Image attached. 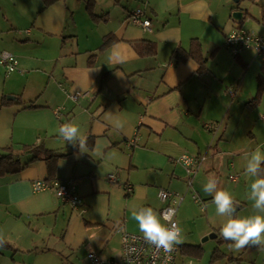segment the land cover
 <instances>
[{"label": "crops", "instance_id": "obj_1", "mask_svg": "<svg viewBox=\"0 0 264 264\" xmlns=\"http://www.w3.org/2000/svg\"><path fill=\"white\" fill-rule=\"evenodd\" d=\"M113 1L100 9L106 14L92 9L106 15L95 23L90 13L77 19L80 8H71L67 0L44 10L41 0H0V52L19 59L12 74L0 64V103L4 98L13 103L0 108V149L19 153L23 145L43 143L65 154L53 166L41 160L0 176V236L11 246L0 247V264H89L91 252L118 259L122 230L142 236L131 211L143 206L161 213V189L184 196L179 223L190 221L183 217L190 207L197 211L202 206L207 214H197L202 227L178 224L182 235L176 264H195L191 257L201 264L227 259L216 244L207 255L210 238L204 239L210 234L220 238L217 227L225 218L203 191L210 177L234 195L237 214H256L244 157L257 147L264 151V92L259 86L264 64L253 49L233 56L226 47V36L237 26L232 14L244 10L241 0ZM136 9L151 19V32L130 23ZM16 16L32 27L26 37L14 33ZM110 35L117 42L100 50ZM194 39L207 58L202 72L194 60L172 59L175 50L190 49ZM142 40L156 43V56L140 57L133 44ZM77 93L83 96L74 101L71 96ZM260 93V103L250 107ZM58 108L60 120L54 115ZM68 122L80 130L74 143L58 132ZM130 141H136L132 148L126 145ZM183 155L207 156L193 188L180 161ZM111 173L116 184L107 181ZM48 179L79 180L83 213L53 191H34L35 181ZM127 185L133 186L131 193ZM250 249L264 252V246L245 247Z\"/></svg>", "mask_w": 264, "mask_h": 264}, {"label": "built area", "instance_id": "obj_2", "mask_svg": "<svg viewBox=\"0 0 264 264\" xmlns=\"http://www.w3.org/2000/svg\"><path fill=\"white\" fill-rule=\"evenodd\" d=\"M249 19V18H247ZM246 19V20H247ZM129 21L135 26L141 27L145 32L152 31L151 19L147 16L145 10L136 9L129 16ZM246 22V21H245ZM226 47L232 53L233 56H238L242 54L247 49H253L255 55L264 64V35L257 36L252 34L243 28V25L236 26L232 31L226 36ZM0 64L6 69L8 74H12L18 69L19 59L15 55L9 52H0ZM9 67L13 70L9 71ZM235 91H231L230 95L235 96ZM83 95L77 93L72 95L71 98L77 101ZM54 115L56 119H61L62 113L61 108L55 109ZM207 129L212 130L213 126L208 125ZM127 147H134L136 141H130ZM186 156L190 163L185 166L183 160L180 158L181 163H183L187 176H188V186L193 188V178L198 173L200 168L206 163L207 156ZM107 181L111 184H116L118 182L115 173H111L107 177ZM78 182L79 180H61V179H48V180H38L33 184V189L35 192H46L53 191L56 196L65 204H68L75 212L83 213V199L78 193ZM127 192L131 193L133 190L132 185H127ZM193 198L199 204H201L198 195L193 193ZM160 200L165 203V207L161 210V213L169 215L172 222L177 223V213L178 208L184 201V196L177 193L161 189L159 191ZM122 254L118 259H103L97 253L91 252L88 255L89 264H176L177 254L179 252V244L175 245L174 250L170 254H165L162 249H156L154 246L147 244L142 236L132 234L126 230H122ZM135 248L136 252H132L131 249Z\"/></svg>", "mask_w": 264, "mask_h": 264}, {"label": "clouds", "instance_id": "obj_3", "mask_svg": "<svg viewBox=\"0 0 264 264\" xmlns=\"http://www.w3.org/2000/svg\"><path fill=\"white\" fill-rule=\"evenodd\" d=\"M13 69L9 67V71ZM79 127L74 122L61 125L58 132L68 142L74 143L79 139ZM185 166L190 160L181 157ZM245 174L253 178L249 185V199L253 201V209L256 214L240 216L237 214L236 200L234 195L226 189L218 188V180L214 177L207 179L203 185V191L212 196L211 203L215 206L218 216L226 219L220 226V236L229 241V247L239 251L247 246H264V151L257 147L254 151L246 154ZM131 218L138 225L143 240L162 249L165 254H170L175 245L181 243L182 229L177 223L171 221L170 216L158 213L152 207H138L131 211ZM162 220L164 222H162ZM5 238L0 236V246L5 243ZM136 252V249H131Z\"/></svg>", "mask_w": 264, "mask_h": 264}, {"label": "trees", "instance_id": "obj_4", "mask_svg": "<svg viewBox=\"0 0 264 264\" xmlns=\"http://www.w3.org/2000/svg\"><path fill=\"white\" fill-rule=\"evenodd\" d=\"M43 2V10L52 6L53 4L64 1V0H41ZM88 11L92 20L95 23H99L101 20H106V15L100 16L92 12L91 3L88 4ZM262 19L264 21V8L262 12ZM236 27V26H235ZM117 42V39L113 36H107L100 48L104 50L105 48L113 45ZM135 50L138 52L140 57H153L157 54L156 43L151 40H142L141 42H135L133 44ZM172 59L177 63H186L190 60L196 61L200 65L201 72L205 69L207 58L205 57L202 45L198 39L192 41L191 47L188 50L177 49L172 55ZM260 92H264V79L261 77L259 80ZM260 93L255 99H253L249 104L250 107H254L260 103L261 100ZM12 101L8 99H2L0 103V108L12 105ZM28 107H31L30 105ZM26 107V108H28ZM65 156L64 153L52 151L46 148V146L41 143L39 145H23L19 153H16L14 149H0V176L5 174H16L28 168L31 164L37 161L45 160L51 166L61 157ZM264 168V165H262ZM264 175V172L261 173ZM3 248H11L8 243H4ZM232 259V258H231Z\"/></svg>", "mask_w": 264, "mask_h": 264}, {"label": "rangeland", "instance_id": "obj_5", "mask_svg": "<svg viewBox=\"0 0 264 264\" xmlns=\"http://www.w3.org/2000/svg\"><path fill=\"white\" fill-rule=\"evenodd\" d=\"M68 5L72 8L74 7H79L80 11L77 12V19L81 20L82 17L86 16L88 17L89 15V11H88V4L91 3V8L93 10H95L96 14H103V13H107L108 10L104 9L105 11L102 13L100 9L102 8H108L111 4L114 3L113 0H67ZM239 7L241 9H244V11L247 12V14L250 16L249 19L246 20V22L243 24V28L247 31H250L252 34L254 35H264V21L262 19V9L264 7V0H241L239 3ZM115 13H112L111 16H114ZM16 21H17V30L14 31V33L18 34L19 37H26V31L27 29H32L31 25H27V20L24 18H20V17H15ZM106 23V22H105ZM104 27V26H102ZM0 34H4L3 31H0ZM259 62V61H258ZM25 83H23L20 87V92L23 94V91L25 89ZM30 89L26 90V96L30 95ZM9 98V97H8ZM22 149V148H21ZM20 149V150H21ZM203 204L205 205L204 201ZM197 205V204H195ZM197 207V211L195 208L190 207L188 210H186L183 213V217H189L190 221H186V219H184L186 222H178L179 225H183V227H185L186 229L189 227H202L204 225V222H201L198 220L197 218V214L199 217H207L206 212L203 213L200 208V206H196ZM226 218H224L221 221L222 222L225 220ZM181 220V218L179 219ZM177 220V221H179ZM220 226L218 225V234L220 238H210V240L206 241L207 246L209 248V251L207 249V255H209V257L212 255V250L213 247L212 245L216 244V246L222 249V251L227 254V259L224 260H216L215 262H212L211 264H264V252H258L256 250H248L246 251L245 248L240 249L239 251L233 250L229 247V245H223L225 243V240H223V238L220 236ZM212 235V234H210ZM203 241V239L201 240V242ZM224 242V243H222ZM223 245V246H221ZM210 247H212L210 249ZM229 257H235L237 259H239V262H233L229 260ZM192 260H194L195 264H201V262H199L198 259L191 257ZM241 259V260H240ZM188 263V262H186ZM208 264V263H207Z\"/></svg>", "mask_w": 264, "mask_h": 264}, {"label": "water", "instance_id": "obj_6", "mask_svg": "<svg viewBox=\"0 0 264 264\" xmlns=\"http://www.w3.org/2000/svg\"><path fill=\"white\" fill-rule=\"evenodd\" d=\"M247 18H250V16L244 10H237L232 14V19L237 26L243 25ZM216 237H217L216 234H212L206 237L204 240H208L209 238H216Z\"/></svg>", "mask_w": 264, "mask_h": 264}]
</instances>
